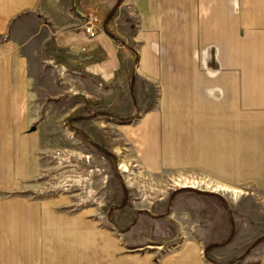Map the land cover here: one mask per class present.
<instances>
[{"label": "crops", "instance_id": "crops-1", "mask_svg": "<svg viewBox=\"0 0 264 264\" xmlns=\"http://www.w3.org/2000/svg\"><path fill=\"white\" fill-rule=\"evenodd\" d=\"M51 100L65 126L91 125L90 139L141 156L147 175L167 170L168 141L198 137L202 125L220 185L264 188V0H0V264L229 260L231 239L218 250L190 232L177 246L126 236L156 223L150 209L162 200L131 213L140 225L113 228L93 208L32 196Z\"/></svg>", "mask_w": 264, "mask_h": 264}, {"label": "rangeland", "instance_id": "rangeland-1", "mask_svg": "<svg viewBox=\"0 0 264 264\" xmlns=\"http://www.w3.org/2000/svg\"><path fill=\"white\" fill-rule=\"evenodd\" d=\"M40 80L43 83V77ZM50 92L58 94L57 89ZM49 110L42 173L30 191L32 196H62L66 199L64 208L72 211L93 208L99 223L113 228L116 224L126 228L136 221L140 225L144 220L131 221V213L162 200L164 209H150V216L161 218L126 236L136 235L140 241H173L177 246L180 235L190 232V238L195 237L202 248L213 245L218 250L221 243L231 239L232 243L221 250L229 259L222 264H264V188L244 185L227 187V191L220 185L219 156L204 139V126L200 125V133H192L198 137L168 141L169 154L163 156L167 170L147 175L141 156L115 155L90 139L91 125L82 132L75 129L73 118L66 126L60 122L63 109L57 100ZM184 131L182 135L190 136L189 129ZM249 174L244 172V179ZM157 179L166 180V185L157 186ZM168 208L174 211L169 214ZM122 210L127 211L123 215L128 218H122Z\"/></svg>", "mask_w": 264, "mask_h": 264}, {"label": "built area", "instance_id": "built-area-1", "mask_svg": "<svg viewBox=\"0 0 264 264\" xmlns=\"http://www.w3.org/2000/svg\"><path fill=\"white\" fill-rule=\"evenodd\" d=\"M92 22H93V20L91 19V17L88 16L87 20H86V23H85V27H84V30H85L86 33H92V31H93ZM186 182H188V181H186ZM195 184H196V182H195ZM202 184H204V183H202ZM183 186H186V185H183ZM188 186H190V185H187L186 187H188Z\"/></svg>", "mask_w": 264, "mask_h": 264}, {"label": "trees", "instance_id": "trees-1", "mask_svg": "<svg viewBox=\"0 0 264 264\" xmlns=\"http://www.w3.org/2000/svg\"><path fill=\"white\" fill-rule=\"evenodd\" d=\"M122 122H125L126 120H127V118H122V119H120ZM227 241H225V242H223V243H221V245H223V244H225Z\"/></svg>", "mask_w": 264, "mask_h": 264}, {"label": "water", "instance_id": "water-1", "mask_svg": "<svg viewBox=\"0 0 264 264\" xmlns=\"http://www.w3.org/2000/svg\"><path fill=\"white\" fill-rule=\"evenodd\" d=\"M111 15H112V13H111ZM111 15H109V18H110V16H111ZM107 20H108V19H107ZM107 20H106V22H107ZM106 22L104 23V25H103V26H105Z\"/></svg>", "mask_w": 264, "mask_h": 264}]
</instances>
